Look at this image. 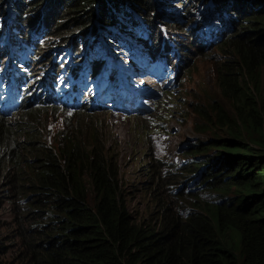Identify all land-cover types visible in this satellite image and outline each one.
<instances>
[{"label":"trees","instance_id":"obj_1","mask_svg":"<svg viewBox=\"0 0 264 264\" xmlns=\"http://www.w3.org/2000/svg\"><path fill=\"white\" fill-rule=\"evenodd\" d=\"M200 1L221 21L219 49L234 55L218 70L233 114L216 101L210 110L193 108L205 118L194 128L207 134L185 143L177 164L159 158L148 166L145 185L154 207L144 220L128 211L118 158L108 152L101 128L90 123V141H82L76 123L54 146L36 115L27 116L73 98L69 106L96 110L76 91L101 60L76 53L99 30L121 32L113 38L132 37L148 48L162 0H0V44L6 34L16 39L12 31L25 38L16 39L21 44L7 59L35 61L28 77L57 84L45 104L23 102L19 112L32 125L0 114V264H264V0ZM47 31L69 45L73 62L49 63L50 46L37 48ZM176 50L181 58L184 50ZM37 70L46 72L35 76ZM5 214L11 218L3 220Z\"/></svg>","mask_w":264,"mask_h":264},{"label":"rangeland","instance_id":"obj_2","mask_svg":"<svg viewBox=\"0 0 264 264\" xmlns=\"http://www.w3.org/2000/svg\"><path fill=\"white\" fill-rule=\"evenodd\" d=\"M156 6L159 47L154 37L146 49L142 45L137 46L132 37L114 39L121 34L118 31L104 37L99 30L97 37L100 40L96 37L87 42L85 39L81 52L88 49L95 55L94 58H100L102 65L97 75L81 86L83 93L76 91V96L80 101L94 100L96 110L85 112L56 106L29 111L31 115L27 116L35 118L42 127L44 139L54 146L58 136L67 129L66 133L69 129H75L76 123L81 125L82 141H90L87 137L92 132L88 126L90 123L101 128L102 140L108 152L118 158L121 187L128 211L132 216L144 220L154 207L145 185L148 166L159 158L177 164L184 158L180 152L185 143L207 134L199 133L194 128V122L202 124L205 118L197 115L193 108L203 106V109L210 110L216 101L227 113L233 114L230 103L221 95L218 86L219 67L223 66L224 60L234 58L232 53L223 52L218 47L224 40L223 37L220 42L216 41L220 35L221 21L211 17L209 7L200 0H162ZM11 33L17 40L25 42L24 37L18 38L17 32ZM31 33L29 29V37ZM46 34L39 35L37 43H42L37 48L61 45L55 55L60 56L61 52H65L63 60L71 62L69 45L50 35L49 31ZM9 35L6 34L0 44L2 62L16 52L15 46L20 45ZM108 36H112L113 40L107 41ZM9 41L12 44L10 47L7 44ZM54 42L57 44L51 46ZM176 48L184 50L181 58L175 55ZM46 59H50V56ZM17 64L23 70L27 66L33 70L38 67L35 61L29 62V65ZM180 70H184V73L178 74ZM176 72L178 80L172 82V78H175L172 74ZM71 84L72 81L69 86ZM90 84L92 86L88 89ZM11 115L18 121L26 118L20 112ZM31 119L27 120L29 125H32ZM2 218L9 220L11 215L5 214Z\"/></svg>","mask_w":264,"mask_h":264},{"label":"clouds","instance_id":"obj_3","mask_svg":"<svg viewBox=\"0 0 264 264\" xmlns=\"http://www.w3.org/2000/svg\"><path fill=\"white\" fill-rule=\"evenodd\" d=\"M221 28H222V25H221ZM32 30L33 29H31V32H32ZM40 35H42V33ZM210 38H211V36H210ZM39 39L40 38L38 37L37 42ZM21 43H23V42H21ZM156 43L161 44L159 42H156ZM7 44L9 45V47L12 45L10 41ZM60 47H61V45H57L53 48L50 47L47 50V52L45 53L46 54L45 57L47 58V56H50V59H48L49 63L52 62L53 60H57L58 62L60 60H62V61H60L61 66H64V64L62 62H65L66 64L73 62V59L75 57L73 55H72L71 62L67 61V60H63V59H65V56H64L65 52H61L60 56L55 55V53L60 50ZM162 47H164V44H162L161 48ZM34 48L35 47H33V49ZM68 49L70 50V47ZM9 51H11V50H9ZM81 51L82 50H80L78 55H82V57L86 56L87 60H92V59L100 60L99 57L94 58V55H84L83 52H81ZM66 53H67V51H66ZM70 53H71V51H70ZM31 54H33V52ZM31 54H29V55H31ZM66 56H67V54H66ZM109 56H112V55H109ZM29 57H32V55ZM101 62H100V68L102 65ZM9 63H11V67H9ZM17 63L18 62H16L15 60L10 61L7 58H5L4 62H2V61L0 62V64H1L0 65V70H1V73H0V114L6 115V116H12L11 114H14L15 112H19V110L22 107L23 102H26L28 105L29 104H32V105L45 104L47 97L50 94L54 93V91H55L54 87L57 86V84L52 85L50 82H48L47 79H44L41 77H40V80H38V81H35V79L29 78L28 77V71H29V68L32 69V67L27 66V69L23 70V69L19 68L20 66ZM13 67L16 68V70L13 69ZM34 72H35V76H39V74H45L46 71L44 73H41L38 70L34 71ZM86 74H81L78 78L81 79ZM90 75H91L90 73L87 74V76H86L87 80H84V78H83V84L84 85H86L87 81L93 79V77L95 75H97V73L91 79H90V77H91ZM91 86H92V84L89 85L88 89H90ZM82 91L83 90L81 89V91H80L81 94L83 93ZM65 100H64V102H65ZM68 101H70V102H68ZM71 102L75 103L76 100L74 101V98L72 99V101H71V99L70 100L67 99L66 100L67 106H62L63 103H59V102L54 103V104H57V106H60V107L76 108L74 106H69L71 104ZM92 103H95V101L93 100Z\"/></svg>","mask_w":264,"mask_h":264},{"label":"bare ground","instance_id":"obj_4","mask_svg":"<svg viewBox=\"0 0 264 264\" xmlns=\"http://www.w3.org/2000/svg\"><path fill=\"white\" fill-rule=\"evenodd\" d=\"M112 97V96H111Z\"/></svg>","mask_w":264,"mask_h":264}]
</instances>
